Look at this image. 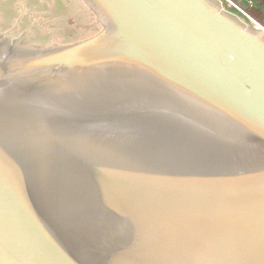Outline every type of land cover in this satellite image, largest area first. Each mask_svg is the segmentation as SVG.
I'll return each instance as SVG.
<instances>
[{"label":"water","instance_id":"1","mask_svg":"<svg viewBox=\"0 0 264 264\" xmlns=\"http://www.w3.org/2000/svg\"><path fill=\"white\" fill-rule=\"evenodd\" d=\"M83 1L86 39L0 41V264H264V29Z\"/></svg>","mask_w":264,"mask_h":264},{"label":"rangeland","instance_id":"2","mask_svg":"<svg viewBox=\"0 0 264 264\" xmlns=\"http://www.w3.org/2000/svg\"><path fill=\"white\" fill-rule=\"evenodd\" d=\"M17 26L13 35L30 26L28 35L19 42L26 48L77 42L101 28L83 0H0V37Z\"/></svg>","mask_w":264,"mask_h":264},{"label":"crops","instance_id":"3","mask_svg":"<svg viewBox=\"0 0 264 264\" xmlns=\"http://www.w3.org/2000/svg\"><path fill=\"white\" fill-rule=\"evenodd\" d=\"M242 2H245L243 3L244 5H242ZM235 3L238 4L240 7H242V9L246 11V13L249 15V17H251V19L259 23L260 25L264 26V2L263 0H238V1H235ZM228 5L231 6L234 10H236L232 5L230 4Z\"/></svg>","mask_w":264,"mask_h":264},{"label":"built area","instance_id":"4","mask_svg":"<svg viewBox=\"0 0 264 264\" xmlns=\"http://www.w3.org/2000/svg\"><path fill=\"white\" fill-rule=\"evenodd\" d=\"M226 3L232 5L239 13H241L244 17H246L257 29H264L263 25H260L259 23L255 22L249 15L246 13L242 7H240L238 4L233 2L232 0H224Z\"/></svg>","mask_w":264,"mask_h":264},{"label":"flooded vegetation","instance_id":"5","mask_svg":"<svg viewBox=\"0 0 264 264\" xmlns=\"http://www.w3.org/2000/svg\"><path fill=\"white\" fill-rule=\"evenodd\" d=\"M19 24V23H18ZM20 25V24H19ZM18 25V26H19ZM13 26V25H12ZM18 26L15 28V29H9V30H6L3 32L2 36L0 37V41L4 39V37L7 35V36H10L12 35V37H20L19 38V42L26 36L28 35L29 31L28 29L30 28L27 27V29H22L20 32H18L16 35H13L14 34V30H17L18 29Z\"/></svg>","mask_w":264,"mask_h":264},{"label":"trees","instance_id":"6","mask_svg":"<svg viewBox=\"0 0 264 264\" xmlns=\"http://www.w3.org/2000/svg\"><path fill=\"white\" fill-rule=\"evenodd\" d=\"M216 2L220 3L221 5H223L227 11H229L230 13L234 14L236 17L240 18H244L245 21H247L248 23L252 24L246 17H244L241 13H239L238 11L234 10L231 6H229L224 0H215ZM222 2V3H221ZM264 2V0H263ZM253 26V24H252Z\"/></svg>","mask_w":264,"mask_h":264}]
</instances>
